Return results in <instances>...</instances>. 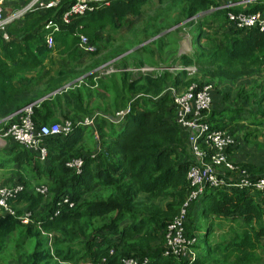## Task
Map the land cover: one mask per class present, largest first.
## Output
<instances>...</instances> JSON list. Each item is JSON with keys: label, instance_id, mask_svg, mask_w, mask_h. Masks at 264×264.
Masks as SVG:
<instances>
[{"label": "trees", "instance_id": "obj_1", "mask_svg": "<svg viewBox=\"0 0 264 264\" xmlns=\"http://www.w3.org/2000/svg\"><path fill=\"white\" fill-rule=\"evenodd\" d=\"M149 1L110 0L108 4L89 9L82 15L71 16L67 24L56 19L61 30L53 35L54 47L58 48L63 61H75L78 50L84 53L78 47L79 33L96 47L93 41L95 30L115 25L128 14H139ZM184 1L188 16L210 10L213 18L226 17L227 9L219 8L223 4L220 0ZM67 2L63 0L56 7L24 15L7 25L12 36L9 41L0 37V119L4 120L0 126L16 121L17 113L31 103L32 119L37 125L64 119L77 121L88 115L82 92L75 87L43 98L64 85L67 79L71 81L79 76L73 66L63 63L66 69L54 74L42 88L38 81L30 82V78L16 82L17 74L34 70L38 58L53 49L47 46L43 23L51 16H60ZM23 4L25 1L21 6ZM261 10H264V0H253L246 9L248 12ZM19 22L22 24L17 26ZM202 26L210 28L206 22ZM230 27L236 32L223 47L213 46L195 60L180 54L170 62L213 67L214 72L209 77L204 75L203 80L188 79L185 71L177 74L164 71L159 75L137 77L124 71L119 78V90L114 94V114L94 117L95 129L98 119H102L101 126L108 124L111 128L104 136L97 130L98 138L94 139L96 145L92 152L83 151L87 127L79 124H74L65 134L42 139L48 150V156L42 162L35 151L22 149L13 143L8 151L9 158H2L0 168H5L6 162L18 167L31 162L37 172L51 178L49 187L46 185L49 199L45 201L46 195L34 188L27 189L31 181L22 178V189L8 199L14 214L0 210V247L9 235L18 231L21 238H33L35 241L23 264H60L54 261V257L61 258L65 264H88L102 258H105L103 264H122V259L127 257L140 260L147 257L145 264H228L230 261L232 264H256L260 260L257 252L264 240V195L251 187L229 189V181L225 177L222 178L223 183L207 186L204 194L187 208L185 231L188 236L196 238V234L201 233L196 242V246L199 242L202 244L200 253H196L192 262L163 253L167 224L179 215L191 190L188 172L193 163L185 144V134L175 122V107L166 89L169 86L187 87L191 83L201 87L211 84L215 77L233 82L256 75L264 68V29L258 26L247 29ZM96 50L97 47L90 54H95ZM24 51L31 52L26 60L31 58L32 63L24 64ZM211 85L214 95L218 90ZM260 88H264L263 83L257 84L249 93L241 87L233 100L239 104L242 98L257 106L259 120H254L253 112L247 108L216 107L214 102L206 120L214 129H227L236 134L247 128V124H236L237 119L252 118L248 124L257 129L262 126L264 131V108L259 106L264 101V92L258 94ZM224 97L227 98L226 95ZM126 109L128 112L120 121L113 120L117 112ZM243 111H248L250 117L243 115L247 114ZM71 114L76 115V119L68 116ZM252 135L258 137L257 133L247 130L243 139L247 140ZM233 149L236 147L229 148V153L232 154ZM73 158L82 159L78 171L66 165ZM235 161L240 168L251 171L253 179L264 176V162L258 166ZM7 179L6 183L11 180ZM93 190H105L107 194L100 200H85ZM18 202H27L29 212L38 206L42 210L39 214L31 213V222L24 224L20 215L26 211L15 207ZM197 205L200 207L197 216L207 220L205 226L197 225L192 216ZM211 217L237 221L242 228L228 243L211 244ZM48 235L52 237L51 242ZM73 240L77 242L72 243Z\"/></svg>", "mask_w": 264, "mask_h": 264}, {"label": "rangeland", "instance_id": "obj_2", "mask_svg": "<svg viewBox=\"0 0 264 264\" xmlns=\"http://www.w3.org/2000/svg\"><path fill=\"white\" fill-rule=\"evenodd\" d=\"M27 0H2V6L5 10L11 11L13 8L21 6L22 2ZM224 3H229L232 0H220ZM223 3V4H224ZM253 0H248L245 4L240 5L237 10L246 11L251 6ZM233 8V7H231ZM235 10V9H234ZM262 11V10H261ZM210 10L199 11L196 14L188 16V7L184 0H150L144 5L139 14H128L122 20L116 22L115 25H106L95 30L94 43L97 50L95 54H84L77 51L76 60L63 61L62 56L58 52V48L54 45L50 52L44 56L38 58L39 62L34 66V70L31 72L20 73L16 75V82L19 79L30 78V82L38 81L39 87L42 88L44 83H48V80L54 76L58 71L66 69L63 67V63L73 66L74 72H79V76L73 78L71 81H67L60 88L54 90L51 94L45 95L43 98L49 97L56 92H65L70 88H76L82 92L84 97L87 114L101 118L100 116L113 115L114 114V94L120 87V76L124 71L129 72L134 77L142 74L134 72V70H127L134 66H140L144 64H169L180 54H186L193 57L195 60L202 52H207L213 46H221L228 39L234 35L236 30L230 27L234 26L231 22L228 25L226 17L216 16L215 18L210 16ZM248 12V11H247ZM256 12V11H255ZM210 16V17H209ZM209 23L210 28H205L202 23ZM22 22H19L17 26H20ZM55 44V43H54ZM31 50V49H30ZM32 51V50H31ZM31 52L24 51L23 56L25 63H32L33 60L27 57ZM119 70L115 72H105V64H112ZM115 63V64H114ZM172 64V63H171ZM174 65V64H173ZM191 69L188 72L187 77L203 80V76L209 77L210 73L214 72V68L210 66H201L199 64H191ZM211 75V74H210ZM205 79V78H204ZM213 82H216L214 84ZM211 82L218 92L214 91L217 96L214 102L216 107L234 108L241 107L247 108L253 112L254 120H259L258 107L250 105L244 99H240L239 104H236L233 100L239 88L243 87L246 93H249L257 84H264V68L257 75H252L243 79H236L231 82L228 79L216 78ZM216 85V86H215ZM227 92V93H224ZM264 88L257 90V93L262 95ZM227 96V98L224 97ZM225 98V99H224ZM260 107L264 108V101L260 103ZM248 116V111H243ZM87 115V116H88ZM70 117H76V115H68ZM86 116V115H85ZM250 117V115L248 116ZM76 119V118H75ZM252 118L243 120L237 119L236 124H247V128H242L237 136L243 140V145L236 149L237 159L241 163L252 162L255 165H260L264 162V131L262 126L252 128L248 122L253 120ZM4 120L0 119V122ZM102 119H98L95 127L91 130L93 139L86 137L82 143L83 151L92 152L96 145L95 138L99 130V134H104L111 128V126H101ZM107 126V127H105ZM5 125L3 124V126ZM247 130L257 133L258 137L253 135L248 137L247 140L243 139V134ZM106 138V137H105ZM12 144L8 145L10 147ZM7 147V148H8ZM6 148V149H7ZM235 152L232 155L235 160ZM7 160L9 158L8 149L2 153L0 150V161ZM251 160V161H249ZM5 168L2 171V177L0 178L3 186L13 187L23 185V179L31 181L27 189H36L42 185H48L51 178L46 177L41 171L29 170L26 165L18 167L17 164L12 162H6ZM238 165H240L238 163ZM11 171L17 172L13 173ZM249 171V170H248ZM251 173V171H249ZM238 173L233 172L230 177L236 176ZM10 178L6 183V179ZM8 180V179H7ZM53 181V180H52ZM107 191L93 190L87 194L85 200L95 201L105 197ZM49 195L45 196V201H48ZM29 204L27 202H18L16 208L18 210H25L29 212ZM199 206L195 207L193 217L197 225H207V220L197 216ZM31 212L32 214H39L42 210L41 206H38ZM211 221V238L210 243L222 242L228 243L237 231L242 228V225L237 221H231L226 218H209ZM197 238H201V233L196 234ZM43 238L46 236L42 235ZM50 242L51 236L48 235ZM23 240V242H22ZM77 240H73L72 243H76ZM33 238H21V233L18 231L9 235L6 242L0 247V264H23L25 256L32 251L34 246ZM262 247L258 250L257 255L260 258L256 264H264V240H262ZM202 244L199 242L197 246H194L195 253L199 252V247ZM200 253V252H199ZM198 253V254H199ZM61 258L54 257V261L60 264L66 262L60 260ZM78 262H71L70 264H77ZM228 264H232L230 261ZM255 264V263H254Z\"/></svg>", "mask_w": 264, "mask_h": 264}, {"label": "built area", "instance_id": "obj_3", "mask_svg": "<svg viewBox=\"0 0 264 264\" xmlns=\"http://www.w3.org/2000/svg\"><path fill=\"white\" fill-rule=\"evenodd\" d=\"M63 0H27L21 7L13 8L11 11L5 10L0 0V37L9 41L12 36L7 30V25L24 15L36 10H46L58 6ZM66 9L60 16H51L44 23L45 39L48 47L54 45L53 35L61 30L62 24H67L74 15H82L87 10L98 7L102 4H108L110 0H67ZM244 2L248 0H239ZM231 3L227 2L219 5V8L227 9L226 18L236 29H247L258 26L264 29V10L256 12H247L242 10H230ZM231 26V25H230ZM78 47L84 54H90L96 47L82 33L78 34ZM105 72H115L119 70L113 63L105 64ZM190 65L184 66L180 63L169 64H144L127 68L142 75H159L164 71L177 74L179 71H190ZM167 94L170 96L175 107V122L184 132L185 144L193 163L188 172V180L191 190L183 203L180 213L174 217L166 227L164 235V255L175 258H184L192 262L196 256L194 246L197 238L188 236L185 231V221L187 218V208L191 202L198 199L205 192L206 187H214L219 182L223 183L222 178H228L227 186L231 188H256L264 195V176L253 179L251 173L240 168L238 163L228 153V148L237 143V135H233L226 129H214L206 120L207 114L213 108L211 97L212 85L204 84L199 87L196 83H191L187 87L169 86ZM33 103L23 107L15 116L16 121L9 123L0 129V138L13 141L22 149L35 151L39 161H44L48 156V150L43 145L42 139L46 136L65 134L70 131L74 124L84 125L94 128V117H83L80 120L64 119L56 123H44L37 125L33 119ZM128 109L116 113L117 117H123ZM9 118V117H8ZM98 137V135H95ZM82 163L81 158H73L66 162V165L79 170ZM233 172L236 176L230 177ZM1 178V176H0ZM22 189L21 186L6 187L0 180V210L14 214V211L8 199ZM47 186L42 185L35 189L40 194H47ZM21 222L27 224L31 222V212H24L20 215ZM112 252V251H111ZM105 258L98 262L88 264H103ZM148 258L142 260L136 257H127L122 259V264H145ZM160 264V263H159Z\"/></svg>", "mask_w": 264, "mask_h": 264}, {"label": "crops", "instance_id": "obj_4", "mask_svg": "<svg viewBox=\"0 0 264 264\" xmlns=\"http://www.w3.org/2000/svg\"><path fill=\"white\" fill-rule=\"evenodd\" d=\"M230 3H231V5H232V7L234 8V9H236L237 10V8L240 6V5H242V4H244V2H241V1H239V0H232V1H229ZM224 3V2H223ZM177 58V57H176ZM175 58V59H176ZM257 75V74H256ZM212 93H213V89H212V92H211V97H212V101L213 102H215V99H216V95L214 94V95H212ZM92 130V129H91ZM227 130V129H226ZM229 131V130H228ZM230 132V131H229ZM231 133V132H230ZM236 134H239V132L238 133H236ZM236 134H233L234 136L236 135ZM86 137H90V138H94L93 137V134H92V132L90 131V129L88 128V129H86V133H85V136H84V139H83V141L85 140V138ZM236 137V136H235ZM98 137H96L95 139H97ZM237 143L232 147V148H234V147H236V149H238V148H240L242 145H243V143H244V141L242 140L241 141V139L237 136ZM14 142L13 141H9V140H7V139H2V138H0V150H2V153H4L7 149H8V151H9V148L11 147H8V145H10V144H13ZM8 147V148H7ZM7 148V149H6ZM231 148V147H230ZM236 149H235V151H236ZM234 151V152H235ZM228 153H229V148H228ZM230 154V156L234 159V157H233V155L231 154V153H229ZM235 154V159L237 160V161H239L238 159H237V152H235L234 153ZM249 161H251V160H249ZM249 163H252V162H249ZM23 165H26L27 166V169H29V170H31V171H33V170H35L34 168H33V165H32V163L30 162V163H28V162H26V164H23ZM2 171H3V168H0V174H1V178H3L2 177ZM2 180V179H1ZM4 182V181H3ZM2 182V183H3Z\"/></svg>", "mask_w": 264, "mask_h": 264}, {"label": "water", "instance_id": "obj_5", "mask_svg": "<svg viewBox=\"0 0 264 264\" xmlns=\"http://www.w3.org/2000/svg\"><path fill=\"white\" fill-rule=\"evenodd\" d=\"M121 118H122L121 116H118V117L114 118L113 120H114V121H120Z\"/></svg>", "mask_w": 264, "mask_h": 264}, {"label": "clouds", "instance_id": "obj_6", "mask_svg": "<svg viewBox=\"0 0 264 264\" xmlns=\"http://www.w3.org/2000/svg\"><path fill=\"white\" fill-rule=\"evenodd\" d=\"M0 176H1V174H0Z\"/></svg>", "mask_w": 264, "mask_h": 264}]
</instances>
